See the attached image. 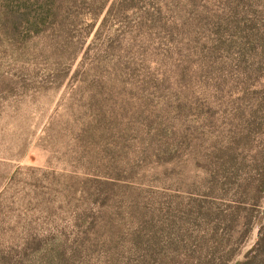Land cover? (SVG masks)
I'll return each mask as SVG.
<instances>
[{"label": "rangeland", "instance_id": "1", "mask_svg": "<svg viewBox=\"0 0 264 264\" xmlns=\"http://www.w3.org/2000/svg\"><path fill=\"white\" fill-rule=\"evenodd\" d=\"M263 73L264 0H0V264H186L242 242L207 211L208 164L233 126L264 128Z\"/></svg>", "mask_w": 264, "mask_h": 264}, {"label": "trees", "instance_id": "2", "mask_svg": "<svg viewBox=\"0 0 264 264\" xmlns=\"http://www.w3.org/2000/svg\"><path fill=\"white\" fill-rule=\"evenodd\" d=\"M43 9L44 7L39 8L32 19V25L36 29L31 32L33 36H41L43 31L37 30L40 24H48L57 15L53 12L51 16L47 14V11L43 12ZM25 16L26 14H23L22 18ZM258 87L260 89L259 108H264V73L263 76L259 75ZM244 117L252 119L254 117L253 111L248 112V114L245 112ZM256 123L257 119L255 118L254 125L248 124L243 129L241 137L236 134L239 129L233 124L236 127L232 125V129L236 131L230 134L232 141L230 140L227 146L220 150L213 147L208 164V189L214 196H211L213 199L211 206L209 208H207L208 205L206 206L207 211L209 214H216L219 225H228L231 236H235L236 239L242 242L225 245L224 248H227V250L223 252H221L222 250H213L211 254L198 256V261H192L189 252L185 256L186 264H230L234 262L237 257L238 246L249 239L254 225L260 227L257 241L253 248L244 255L243 260L238 261L236 264H264V215L260 217L257 223L253 222L255 215H258L264 205V128H255ZM253 131H256L258 136L254 135L255 132ZM251 137H253V140ZM236 168L237 171L233 173L232 170H236ZM241 168L244 169V172L239 175L238 169L241 170ZM229 184L233 191L232 194L228 191V188H225ZM198 199L201 198L188 200L194 203L197 209L196 212L184 209L181 225L187 224L188 220L191 221L193 218L197 219L199 213H201L202 201L207 199H202V201ZM204 202L206 203V201ZM187 232L186 229L183 242L184 246L188 247L189 235L187 236ZM214 244L216 246H213V248L224 246L223 241L219 238ZM216 251L220 252L218 257H214Z\"/></svg>", "mask_w": 264, "mask_h": 264}]
</instances>
